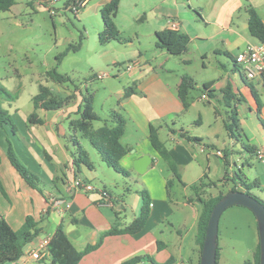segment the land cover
Listing matches in <instances>:
<instances>
[{
    "label": "crops",
    "instance_id": "1",
    "mask_svg": "<svg viewBox=\"0 0 264 264\" xmlns=\"http://www.w3.org/2000/svg\"><path fill=\"white\" fill-rule=\"evenodd\" d=\"M109 1L96 0L95 8L101 12L102 6ZM125 1H130L140 25L150 22L149 34L137 31L136 37L140 39L149 35L155 46L152 51L154 58L151 59L147 51L137 48L132 50V58L122 64L130 84L117 91L120 108L113 109L126 119L121 141L128 152L122 157L121 164L130 171V176L114 173L117 174L114 175L116 178L125 183L117 186L118 193L105 183L97 185L94 182L97 171L92 151L81 139V132L76 133L77 138L88 151L94 167L90 168L83 163L79 166L74 164L73 152L76 146L71 140L73 129L70 121L78 117L76 111L82 103L83 93L80 88L74 91L75 102L59 110L35 109L34 103L33 108H23L19 96L12 102L3 101V106L9 110L15 122L16 131L9 123L0 126V214L14 229H20L27 216L31 215L39 229L38 236L26 245L25 253L18 260L4 264H56L50 253L36 259L31 252L42 238H51L60 224L74 246L82 250L89 244H95L112 227L121 228L132 222L140 214L143 198L139 193L140 197L134 204L128 201L126 193L133 190L128 179L134 182L136 188L146 189L150 195V215L144 228L135 233L105 236L102 244L85 254L78 264H121L138 255L142 259L134 264L164 263L171 256L175 257L174 264H199L202 252L198 230L203 203L198 200V195L202 196L203 192L210 194L212 189L226 185L231 178L235 179L234 185L238 189L245 191L237 173L234 170L230 172L235 165L240 168L237 163L239 157L245 159L240 170L242 177L248 182L259 180V185L252 188L251 192L262 186L259 174L248 176L242 168L249 164L252 173V162L248 160L246 152L251 153L247 145H253L256 151L251 154L261 162L264 172V155L262 158L257 155L259 150L264 152V78L248 79L235 59L249 44L259 42L249 31L247 7H254L264 21V0H120L117 16ZM91 2L92 0H86L79 12L86 13ZM69 5V0H66L65 8L70 9ZM172 23L177 26L172 27ZM164 29L177 30L190 38L187 51L176 55L181 58L183 72L168 65L174 55L156 45L157 32ZM125 43L134 45V38L110 40L102 44L117 48L125 46ZM105 48L107 51L108 47ZM192 54L199 60L198 69L201 73L212 68L220 76L218 79L202 82L204 85L213 81V96L203 88L202 94L196 98L193 88L189 93L190 106L185 108L178 93L182 76H192L195 87L200 86L194 78L195 74L188 72V67L195 63L191 58ZM158 57L161 59L158 60ZM113 62L119 63L116 60ZM99 75L112 76L111 72ZM251 84L258 91L261 106L253 95ZM227 86L235 94L229 104L223 93ZM129 87L132 90L127 93ZM204 93H207V99L202 97ZM213 98L218 102L223 100L229 107L228 121L232 109L236 110L237 136L227 130V121L224 120L223 126L228 135L226 139L225 133L220 130L222 112L215 107L214 122L217 128L212 132L202 130L206 117L204 110L197 106L200 101H208L212 105ZM196 108L198 119L186 126L188 112ZM35 110L43 123L29 122V115ZM250 119L256 123L261 136L252 130ZM98 120L102 124L95 128L105 123L102 118ZM109 124L113 123L110 121ZM209 126L215 124L210 123ZM154 127L158 129L160 139L177 164L181 179L175 176L168 161L153 146L150 136ZM165 129L170 132L167 133ZM9 140L18 157L43 179V192L32 187L11 163L8 157ZM216 149L222 150L224 156L216 155ZM236 154L237 160L234 158ZM145 155H150L152 160L147 170L139 173L135 170L134 163ZM210 156L221 158L223 162L213 164ZM205 174L208 175L207 181H214L212 175L218 180H224L218 181L216 185L200 187L196 192L192 185L199 183ZM77 177L90 181L96 189L89 192L76 190L71 184ZM175 182L184 188L183 199L172 192L171 186ZM190 189L194 190V194H190ZM220 191L221 188L210 196H216ZM54 197L65 200L60 208L52 206ZM165 221L175 233L172 229L165 230L162 227ZM159 240L163 242L161 248Z\"/></svg>",
    "mask_w": 264,
    "mask_h": 264
},
{
    "label": "rangeland",
    "instance_id": "2",
    "mask_svg": "<svg viewBox=\"0 0 264 264\" xmlns=\"http://www.w3.org/2000/svg\"><path fill=\"white\" fill-rule=\"evenodd\" d=\"M95 1L92 0L90 7L88 6V10L84 14L82 12L75 13L71 9L65 8L66 0H56L52 4V9H49L46 0H16L11 9L0 11V83L11 92L18 94L19 102L23 108H33V96L39 93L41 84L49 86L58 99L66 98L68 92L71 91L69 95L73 96L69 103L75 102L76 94L74 91L80 88L84 94L87 91L93 93L96 113L102 119H109L111 110L120 108L117 91L130 84L127 75L123 72L122 64L132 58V50L140 48L143 52L147 51L151 59L154 58L152 51L155 46L152 38L149 35L140 39L136 37L137 31L149 34L150 22L140 25L136 20V12L130 1L124 2L115 22L123 39L134 38V45L130 46L129 43H125V46L114 48L102 44L99 40V33L104 29V22L100 10L95 8ZM79 44L80 47L76 51L67 52L58 67V71L68 74L72 81L61 84L48 78L47 71L56 66L57 55L64 52L67 46ZM105 47H108L107 51ZM158 58V60L161 59V57ZM191 58L195 60V63L188 67V72L195 74L194 78L200 84V86L194 87L193 94L197 98L202 94L203 80L218 79L220 75L212 68L201 73L198 69L199 60L195 59L193 54ZM113 60L119 63H114ZM167 64L176 70H180V72L184 70L180 56L174 55ZM104 72H111L112 76L100 77L99 74ZM94 73L97 75L95 76ZM116 74L118 76H115ZM98 75L99 77H97ZM211 104L208 101H200L197 106L204 110L206 117V124L202 130L212 132L217 128L214 122V107L218 108L222 112L220 130L225 133V137L228 139L223 122L224 120L228 121L227 111L229 107L223 100L218 102L215 98L211 100ZM186 118V126L194 123L198 119V109L188 112ZM210 123L215 124V126H209ZM101 124L102 122L99 120L93 122L94 127ZM249 124L252 130L261 136L253 119L249 120ZM165 130L167 133L170 132L168 129ZM81 139L92 151L91 156L97 171L94 182L99 186L105 183L118 193L117 186L122 185L123 180L114 176L117 175L114 174L116 171L101 160V155L91 146L87 138L81 137ZM246 154L248 160L252 162V173L249 164L242 170L251 177L256 173L261 176L262 186L253 189L252 192L264 202L263 165L256 156H252L253 154L248 152ZM237 157L236 154L235 160L238 159ZM244 160V158L239 157L237 163L240 168L235 165L233 169H230V172L232 173L234 170L235 173L240 174ZM210 161L213 164L223 162L221 158L218 159L216 156H210ZM212 179L216 182L219 181L215 175H212ZM234 180L231 178L226 185L219 187L222 191L228 192L229 188L234 186ZM127 182L133 189L126 193L128 201L134 204L140 197V192H138L140 188H136L130 179ZM171 188L172 192H176L177 196L183 199L185 193L182 185L175 182ZM220 188L212 189L210 194L203 192L202 196L209 197L214 192L217 193ZM189 191L190 194H194V190L190 189ZM162 227L165 230L172 229L174 231L167 221L162 224ZM191 237H193V233ZM259 242V226L255 213L242 205L228 207L222 213L219 221L217 264H256L255 255Z\"/></svg>",
    "mask_w": 264,
    "mask_h": 264
},
{
    "label": "trees",
    "instance_id": "3",
    "mask_svg": "<svg viewBox=\"0 0 264 264\" xmlns=\"http://www.w3.org/2000/svg\"><path fill=\"white\" fill-rule=\"evenodd\" d=\"M71 0H69L70 3ZM16 3V0H0V11L11 9ZM120 0H110L104 4L101 8V15L104 22V29L99 33V40L101 43H106L110 40H122L121 31L119 30L115 18L118 14ZM248 12V26L252 36L257 38L259 42L264 43V21L259 16L254 7L249 5L247 7ZM190 38L187 34L179 32L174 29H164L157 32V47L167 50L170 54L179 55L187 51ZM82 43V42H81ZM80 43V44H81ZM79 45H69L64 52L57 55V63L52 69L47 71L48 78L54 80L57 83L71 82L72 78L66 74L58 71V67L63 60V57L68 51H76ZM236 60V59H235ZM213 81L206 82L203 85L205 91L212 95L211 89ZM253 95L255 96L257 103L261 106V101L258 98V91L254 85H250ZM195 87V82L192 76L184 74L178 87L179 97L181 98L185 108L190 106L189 93L191 89ZM132 87L127 88V93H130ZM224 99L229 104L231 99L235 97L234 92L230 86L223 89ZM73 95H68L64 99H58L54 96L51 88L47 85L41 84L40 91L33 96V102L35 109L43 108L46 110H59L69 104ZM18 98L17 93H13L8 90L3 84L0 83V126L5 123H9L13 130L16 131L15 122L7 108L3 106V101L12 102ZM77 118L70 121V125L73 129L71 134V140L76 146V150L73 152L74 164L79 166L85 164L90 168L94 167L92 160L90 159L88 151L83 147L77 138L76 133L81 132L82 136L87 138L92 146L99 152L103 161L110 167H112L117 173L123 176L129 177L130 171L127 170L121 164L122 157L128 152V148L122 143L121 138L125 133L126 119L117 110H112L109 119H104L105 123L95 128L93 122L101 119L94 109V95L87 91L86 94L82 93V103L76 111ZM236 110L232 109L229 121L226 122V128L231 134L237 136V118ZM262 120V118H261ZM113 124H109V122ZM29 122L31 123H43V119L39 116L35 110L29 115ZM264 125V120H262ZM192 138V137H188ZM196 138V137H194ZM151 142L153 146L159 151V153L168 161L173 173L178 179H181L179 169L175 161L169 154V151L165 143L160 139L159 132L156 127L152 129ZM248 151L254 153L256 147L253 145H247ZM8 157L13 166L18 170L21 176L34 188L43 192L44 181L43 179L33 172L17 155L12 142L9 140ZM1 163V154H0ZM238 178L242 180V184L245 186V191L252 193L251 189L259 185V180L254 179L248 182L241 174L237 173ZM207 174L199 181V183L193 184L192 188L197 192L200 187L216 185V181H207ZM226 179V177H225ZM220 179L219 181H223ZM235 181V180H234ZM1 184V181H0ZM170 184V183H169ZM237 186L234 185L230 190H237ZM229 190V191H230ZM140 194L143 198V205L140 214L129 224L124 227H112L101 235L95 244H89L84 249L78 250L70 238L68 237L62 224L58 225L54 234L51 237L49 244V253L54 263L56 264H78L83 256L90 251L98 248L105 236L114 234L135 233L142 230L150 215V195L146 189H141ZM227 192L220 191L216 196H210L207 199L198 195V200L203 203V210L199 219L198 236L200 239L201 252L204 246V240L207 230L208 221L215 204L226 194ZM39 234L37 223L34 217L27 216L25 223L20 229H14L9 222L0 214V264H4L9 261L18 260L24 253L27 244L32 242ZM159 248H161L162 241L159 240ZM261 248L260 242L256 251V264H260ZM219 257V248L217 260ZM142 259V256L138 255L131 259H128L121 264H134ZM175 257L171 256L164 263L155 264H174ZM200 264V261H199Z\"/></svg>",
    "mask_w": 264,
    "mask_h": 264
},
{
    "label": "water",
    "instance_id": "4",
    "mask_svg": "<svg viewBox=\"0 0 264 264\" xmlns=\"http://www.w3.org/2000/svg\"><path fill=\"white\" fill-rule=\"evenodd\" d=\"M151 160L152 158L150 155H145L137 159L134 163L135 170L139 173H144ZM232 205L248 207L255 213L260 234V264H264V202L255 194L240 189L228 191L215 204L208 221L200 264H217L220 217L222 213Z\"/></svg>",
    "mask_w": 264,
    "mask_h": 264
},
{
    "label": "built area",
    "instance_id": "5",
    "mask_svg": "<svg viewBox=\"0 0 264 264\" xmlns=\"http://www.w3.org/2000/svg\"><path fill=\"white\" fill-rule=\"evenodd\" d=\"M56 0H47V4L49 9H52V4ZM86 0H71L69 8L77 13L80 11V9L85 5ZM54 12L53 10H51ZM176 23H172V27H176ZM236 62L239 63L248 79H256V78H264V43L257 42L255 44H249L242 52H240L236 56ZM204 99L208 98L207 93H204L202 95ZM203 149H206V147H203ZM215 154L218 156H224V153L220 149L214 150ZM259 158H262L264 155V152L262 150H259L257 153ZM71 186L75 188L76 190L80 191H93L95 190V186L88 180L77 177L72 181ZM104 194H107L106 191H102ZM65 202V200H62L60 198H53L51 201V204L55 208H60L62 204ZM50 237H45L40 240L38 243V246L32 250L31 255L32 257L36 259H40L44 257L47 253H49V244H50Z\"/></svg>",
    "mask_w": 264,
    "mask_h": 264
}]
</instances>
